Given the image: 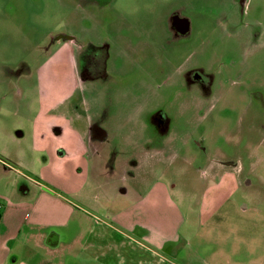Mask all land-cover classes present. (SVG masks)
<instances>
[{
  "label": "rangeland",
  "instance_id": "obj_1",
  "mask_svg": "<svg viewBox=\"0 0 264 264\" xmlns=\"http://www.w3.org/2000/svg\"><path fill=\"white\" fill-rule=\"evenodd\" d=\"M243 1L0 0V129L85 105L106 135L64 183L18 151L65 218L58 253L23 238L18 263L264 264V0Z\"/></svg>",
  "mask_w": 264,
  "mask_h": 264
},
{
  "label": "crops",
  "instance_id": "obj_2",
  "mask_svg": "<svg viewBox=\"0 0 264 264\" xmlns=\"http://www.w3.org/2000/svg\"><path fill=\"white\" fill-rule=\"evenodd\" d=\"M84 106L79 110L85 113L82 116H71L69 112L53 116L58 121H69L61 129H0L7 144L0 149V264H30L29 260L18 263L13 258L12 245L23 238L37 248L45 247L47 253L59 252L60 235L50 242L53 232L49 229L65 226L63 208L56 206L60 199L47 192L39 181L29 183L28 177L15 165L27 156H20L18 151L22 153L30 147L44 156L46 179L64 183L65 178L75 177L74 174H91L95 164L93 157L98 154L97 149L105 142L106 135L102 129L91 128ZM67 117L73 119L67 120ZM159 194L169 195L167 185H154L143 199L153 201ZM35 264L49 263L39 259Z\"/></svg>",
  "mask_w": 264,
  "mask_h": 264
},
{
  "label": "flooded vegetation",
  "instance_id": "obj_3",
  "mask_svg": "<svg viewBox=\"0 0 264 264\" xmlns=\"http://www.w3.org/2000/svg\"><path fill=\"white\" fill-rule=\"evenodd\" d=\"M245 2V0L243 1V3ZM176 27L173 28V31L175 32ZM61 39V38H59ZM92 129H97V126H93ZM55 237H57V233H52L51 237H50V242H53V240L55 239Z\"/></svg>",
  "mask_w": 264,
  "mask_h": 264
}]
</instances>
